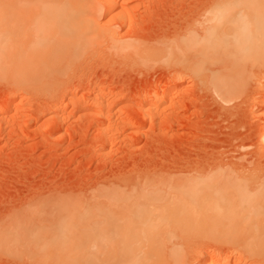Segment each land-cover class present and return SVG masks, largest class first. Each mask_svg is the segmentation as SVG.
<instances>
[{"label":"rangeland","instance_id":"374dc122","mask_svg":"<svg viewBox=\"0 0 264 264\" xmlns=\"http://www.w3.org/2000/svg\"><path fill=\"white\" fill-rule=\"evenodd\" d=\"M215 1L127 0L121 2L125 19L117 20L110 15L117 8L109 13L104 0H93L98 4L94 25L103 29L98 44L78 50L70 60L55 61V76L35 85L15 87L0 72V108L13 92L15 100L7 115L0 111L9 118L0 128V224L12 216L34 217L35 222L42 204L46 214L35 223L58 218L70 223L69 245L57 246L43 233L29 246L0 243V264H113L119 258L166 264L170 258L160 255L169 252L185 264H264L258 250L264 232L251 222L243 227L218 212L198 217L122 213L120 220L122 215L112 216L113 209L112 215L107 208L109 215L103 209L97 213L100 204L93 199L102 186L108 190L127 179L138 183L150 173L198 178L218 172L234 180L250 179L248 186L256 187L250 188L252 193L264 195V107L259 106L264 43H253L250 53L240 51L233 62L209 63L217 69L211 78L197 62L200 45H190L188 39L202 34ZM3 14L0 5V18ZM9 31L0 21V57L21 48L16 36L14 45H7ZM73 83L76 88L64 92ZM156 93L165 98L157 103L164 116L162 129L148 116ZM94 95L112 105L116 133L109 143L98 136L100 106L91 102ZM63 109L73 114L57 119ZM105 222L124 223L116 233L104 234Z\"/></svg>","mask_w":264,"mask_h":264},{"label":"bare ground","instance_id":"6f19581e","mask_svg":"<svg viewBox=\"0 0 264 264\" xmlns=\"http://www.w3.org/2000/svg\"><path fill=\"white\" fill-rule=\"evenodd\" d=\"M122 1L126 2L127 0H104L107 12L110 13V11L117 8L110 14L114 19H125L127 11L122 8L124 7V4H121ZM0 5L4 11L0 21L4 22L10 30L7 35V45H14V36L20 38L23 45H21L20 49H12L14 52L11 56L0 57V72H6L7 75L12 78L15 87H20L22 84L35 85L43 82L48 77H54L55 71L53 69V63L55 61L59 62V60L62 59H72L80 50L90 47V45L94 46L95 43L98 44L103 35V33H101L103 29L98 28L99 32L96 29L98 25H94L93 22V20L96 21L93 18L95 16L94 13L96 10L98 11L96 8L98 4L94 5L93 0H0ZM209 12L210 13H207L209 16L206 18L207 20L205 22V24H207V22L208 24L205 26L202 34H199V37L197 35V37H195V35L193 37L192 34V38L187 37L189 38L188 41L190 40V45H200L198 49L199 52H197L199 53V56L197 55V62H199L200 66L205 68V70L208 71V75L213 78V75H217L215 74L217 73V69L211 68L212 65L209 67V63L215 64L220 60L224 62L226 59L230 62L234 58H239L238 53L240 51L244 50L250 53L253 50V45H256L253 43L257 41L258 44L261 45L264 43V0H216L215 3L211 5ZM128 26L130 27V25H127V27ZM116 40L119 39L117 38ZM214 69L215 71H213ZM76 86L77 84L73 83L69 88L65 89L64 92H71ZM161 87L163 88L164 86L162 85ZM224 87L228 88V86ZM224 87L222 89L223 93ZM13 95L14 92L8 95L2 106L3 108H0L1 112H5V110L7 112V109L12 105V99L15 101ZM98 97L100 98L98 99ZM163 98L164 97L160 98L157 96V93L154 94L152 112L150 113L149 111L148 113L150 118H154V120L157 119L158 129L161 128L163 124L164 116L160 114L161 111L157 110V103ZM77 99L79 98H76V100ZM91 102H93L96 107L100 106V109L98 107L99 111H96L97 113L99 112V117H97L98 120L96 121L99 139L105 143H109L112 137H115L114 133H116L114 132L116 130V127L114 128L116 120H111L114 118V115L111 114L113 118H110V101L109 99L102 100L100 95H94L93 98H91ZM259 106L264 107V92L259 100ZM12 108L10 107V109ZM17 109L15 108V110ZM70 113L71 110L65 111V109H63L61 111L59 110L56 116L57 119H59L65 114L64 116L67 119ZM7 114L8 112L6 115ZM6 115L5 113L4 115H0L1 130H4L3 126L7 124V119H9ZM119 115L118 118L122 119ZM128 122L130 125L133 124L130 120H128ZM122 123L124 122L122 121ZM126 123L127 122H125V125L128 126ZM99 143L101 142L99 141ZM215 173L216 175L218 174V172ZM215 173H210L206 177L200 176L198 178L193 176L192 178H187L185 176L176 177L175 175L169 177V174L167 176L165 175V178L164 175H162L163 177L157 176L158 174H154L153 176L150 173L145 176L143 181L140 180L138 183L134 182V180L127 179L125 181L122 180L123 182L121 185H117L116 183V185L119 186H115L116 188L114 187V183L112 186H109L111 189L108 188V190H105L104 187L106 186L100 187L99 191L95 188L98 193H93L94 198L92 194L89 197L95 200V205L98 203L100 204V206L98 205L99 207L96 205L98 207V209L95 208L97 213L103 209L104 213H106L105 215H109V212L105 211V208L110 212L113 209L115 213L112 215V211L111 215L114 217H116L117 214L122 215V213L124 215L143 217V215L150 213L158 214V212L164 217H174L178 215L184 217H198L206 212L212 214L218 212L217 214H226L234 218L241 226L244 225V223L251 222V227H255L258 230L260 228V230L264 232V195L260 198L262 192L258 195L259 193L257 192V194L254 191L258 196L252 193L251 190H254L256 187H252V189L248 186L250 182H252V180L248 182L250 179H245V181L243 180L244 178L242 180H234L235 176L233 177L234 179H230L228 177L231 175L225 178V174L221 176L222 173H219L220 176L219 174L216 176ZM118 184H120V182ZM101 188H104V191H102ZM94 191L95 190H93V192ZM87 197L88 196H86V198ZM39 201L40 200H38V202ZM259 201H261L260 204L256 205L255 202L259 203ZM41 202L42 201L36 203V207H40L38 204H41ZM42 205L41 209L43 213L40 212L39 215L41 213L46 214L44 213L46 209L43 208L44 205ZM95 205L93 208L96 207ZM110 206L113 208H110ZM86 207L83 209L85 214H87ZM252 207H254L255 210H251ZM37 209L36 211H38ZM71 212L68 211L67 215ZM251 212L253 214H251ZM29 213L31 214V212ZM39 215L37 217L40 218L41 215ZM62 215L64 214L62 213ZM120 215L116 218H120ZM124 215H122L120 220L125 218L123 217ZM37 217L35 219L36 221ZM58 220L55 222V220L49 219V222L35 223L34 217L31 221H27L25 217L22 218L19 216L16 218L12 216L8 222L0 224V243L2 245L14 247H23V245L29 246L36 243L39 234L43 233L49 242L57 246L59 244L62 246L69 245L70 239H68L67 231L70 229V223L67 220H65V222H58ZM42 221L40 220V222ZM122 224L117 222L116 224L108 226L107 222H105L100 232L104 234L116 233ZM247 225L249 226V224ZM243 227H245V225ZM263 234L264 233L261 235L263 236ZM254 235L257 234L255 233ZM259 239L264 240V236ZM260 242L261 244L258 245V248L261 246V250L260 248L258 250L261 252H259L260 254H264V243L262 244L263 241ZM248 249L249 247L247 250ZM247 250L245 253H247ZM248 253L250 252L248 251ZM160 256L166 260L167 257L170 258L171 261L169 260L166 264H185L183 260L172 257V252L167 253L164 257L162 255ZM114 261L115 263L113 264H147L139 261V259H137L139 262L137 263L133 258L127 260L119 258Z\"/></svg>","mask_w":264,"mask_h":264}]
</instances>
